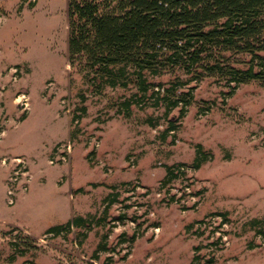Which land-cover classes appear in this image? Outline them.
I'll list each match as a JSON object with an SVG mask.
<instances>
[{
    "label": "rangeland",
    "instance_id": "1",
    "mask_svg": "<svg viewBox=\"0 0 264 264\" xmlns=\"http://www.w3.org/2000/svg\"><path fill=\"white\" fill-rule=\"evenodd\" d=\"M67 2L0 0V264H264V83L174 70L148 79L184 83L183 114L125 109L133 85L95 93L70 68ZM76 216L89 228L46 234Z\"/></svg>",
    "mask_w": 264,
    "mask_h": 264
},
{
    "label": "trees",
    "instance_id": "2",
    "mask_svg": "<svg viewBox=\"0 0 264 264\" xmlns=\"http://www.w3.org/2000/svg\"><path fill=\"white\" fill-rule=\"evenodd\" d=\"M67 17L70 68L95 93L133 85L137 92L121 103L125 109L153 100L166 110L181 105L183 114L190 93L175 97L173 87L184 83L164 89L148 79L174 70L186 83L206 76L232 89L264 83V0H68ZM73 227L88 229V221L76 216L46 234Z\"/></svg>",
    "mask_w": 264,
    "mask_h": 264
},
{
    "label": "built area",
    "instance_id": "3",
    "mask_svg": "<svg viewBox=\"0 0 264 264\" xmlns=\"http://www.w3.org/2000/svg\"><path fill=\"white\" fill-rule=\"evenodd\" d=\"M19 98H21L22 101H20ZM17 99H19L18 101H19L20 106H23L25 108L27 107V99L24 94H21L20 96H18ZM94 146L98 147V144L95 142ZM66 149H67V152H69L70 146L67 145ZM59 160L61 162H65L66 161L65 156H61L58 159V161ZM49 163L53 164V161L50 160ZM26 174H27L26 169L22 167L20 164L13 170L12 175L9 178V187L7 190V195L9 196L7 200L8 205H12L14 203L16 193H18L19 191L20 192L26 191V185H25L26 183L24 182V178H27ZM17 186H21V189H17Z\"/></svg>",
    "mask_w": 264,
    "mask_h": 264
},
{
    "label": "crops",
    "instance_id": "4",
    "mask_svg": "<svg viewBox=\"0 0 264 264\" xmlns=\"http://www.w3.org/2000/svg\"><path fill=\"white\" fill-rule=\"evenodd\" d=\"M69 121V120H68ZM68 132H69V127H68ZM69 198H71V196H69ZM7 226V224H5L4 222H2V221H0V227H2V226ZM17 230H19V228H16ZM21 231V230H20ZM0 232H2V230H1V228H0ZM22 232L23 233H25V234H27L28 236H31V235H29V233L27 232V231H25V230H22Z\"/></svg>",
    "mask_w": 264,
    "mask_h": 264
}]
</instances>
